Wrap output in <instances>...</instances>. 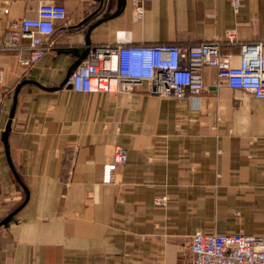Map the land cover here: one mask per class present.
<instances>
[{
    "label": "crops",
    "instance_id": "crops-1",
    "mask_svg": "<svg viewBox=\"0 0 264 264\" xmlns=\"http://www.w3.org/2000/svg\"><path fill=\"white\" fill-rule=\"evenodd\" d=\"M42 2L66 7L47 53L32 67L0 51V137L16 96L6 154L0 140V264H191L197 231L264 235V101L245 89L216 86L160 97L82 93L61 85L84 49L85 31L116 0H0V43L12 21L34 17ZM102 2V5H101ZM84 24L78 25L96 10ZM132 0L90 32L91 45L124 37L135 43L195 45L234 31L224 52L238 62L240 42H264V0ZM27 42L26 39L23 40ZM25 55L26 52H22ZM48 87H57L48 89ZM127 160L102 181L115 147ZM11 164L23 186L11 170ZM157 195L167 197L156 205Z\"/></svg>",
    "mask_w": 264,
    "mask_h": 264
},
{
    "label": "built area",
    "instance_id": "built-area-1",
    "mask_svg": "<svg viewBox=\"0 0 264 264\" xmlns=\"http://www.w3.org/2000/svg\"><path fill=\"white\" fill-rule=\"evenodd\" d=\"M143 1L150 0H132L134 21L142 18ZM228 3L237 14L243 0ZM56 22L67 24L66 7L57 2L40 3L34 17L9 24L0 51L15 52L20 66L32 67L49 50ZM225 43H236L234 31L228 30L222 39L195 45L135 43L118 37L91 45L67 83L72 91L82 93L126 94L145 86L149 94L187 98L203 90V69L210 66L216 69V86L245 89L264 101V42L238 43L236 64L231 54L222 50ZM126 160V150L115 147L112 161L103 166L102 181L111 182L113 171ZM167 200L165 195L153 198L156 205H166ZM189 248L191 264H264V235L197 231L190 237Z\"/></svg>",
    "mask_w": 264,
    "mask_h": 264
},
{
    "label": "water",
    "instance_id": "water-1",
    "mask_svg": "<svg viewBox=\"0 0 264 264\" xmlns=\"http://www.w3.org/2000/svg\"><path fill=\"white\" fill-rule=\"evenodd\" d=\"M101 5H102V2H101ZM101 5L98 6L96 8V10L92 13V15H89L88 17H86L83 21H81V23H79L78 25H81V24H84L88 21V19L93 16L97 10H99L101 8ZM125 5H126V0H116V8L114 9L113 12H111L110 14L108 15H105L103 17H101L100 19L94 21L93 23H91L90 25H88L86 31H85V36H84V49L82 51H77L76 49L74 51H76L75 53V59L73 60V62L71 63V65L68 67L67 71H66V74H65V77H64V80L62 82L61 85H64L66 84L67 87H70V85L67 83L68 81V78L71 74V72L75 69V67L79 64V62L86 56V54L88 53V50L91 46V42H90V32L91 30L98 26L99 24H101L102 22L108 20V19H111V18H114L116 17L117 15H119L125 8ZM26 81H21L16 87H15V90H14V93H13V98H12V105H11V108L9 110V114H8V119L6 121V124H5V127H4V130L2 131L1 133V137H0V140L3 142V145H4V148H5V151H6V154L8 152V148H7V139H8V134H9V131H10V125H11V120H12V117H13V114H14V110H15V105H16V96H17V93L20 89V87L25 83ZM54 88H57V87H48V89H54ZM10 167H11V170L12 172L14 173L16 179L18 180V182L23 186L20 178L18 177V174L16 173L14 167L9 164ZM23 188L25 189L26 191V196H25V199L23 200V202L17 207L15 208L14 210H12L10 213H8L5 217H3L2 219H0V226L1 225H7V223L12 219L13 215L24 205V203L26 202L27 200V196H28V193H27V189L25 188V186H23Z\"/></svg>",
    "mask_w": 264,
    "mask_h": 264
},
{
    "label": "trees",
    "instance_id": "trees-1",
    "mask_svg": "<svg viewBox=\"0 0 264 264\" xmlns=\"http://www.w3.org/2000/svg\"><path fill=\"white\" fill-rule=\"evenodd\" d=\"M224 51V50H223Z\"/></svg>",
    "mask_w": 264,
    "mask_h": 264
}]
</instances>
